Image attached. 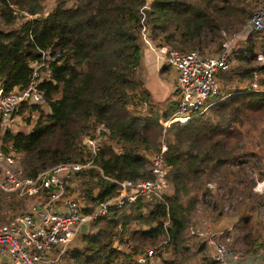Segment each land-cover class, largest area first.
I'll use <instances>...</instances> for the list:
<instances>
[{
	"label": "trees",
	"instance_id": "obj_1",
	"mask_svg": "<svg viewBox=\"0 0 264 264\" xmlns=\"http://www.w3.org/2000/svg\"><path fill=\"white\" fill-rule=\"evenodd\" d=\"M249 1L51 0L44 7L43 0H0L4 90L29 83L30 64L40 58L41 51L54 57L49 80L40 83L50 112H39L29 131L2 133L1 149L20 155L27 177L59 163H90L72 178L75 188L89 200L113 196L117 181L152 178L149 161L160 150L159 116H169L178 101L164 99L170 103L161 110L164 100L155 102L146 88L142 28L153 42L180 52H202V37L215 41L229 22L231 27L243 26L253 12ZM12 6L29 15L45 10L48 14L25 18L13 14ZM222 37L220 33L219 46ZM250 40L248 50L236 56L239 68L217 73L221 86L214 100L187 122L171 124L163 155L167 169L163 195L139 197L111 209L78 237L77 246L68 249L66 264H133L138 252L159 244L176 261L192 237L188 231L196 205H208L222 215L219 203L225 194L220 196L219 187L208 184L214 173H223L224 166L255 156L264 130V78L256 75L264 74V65H246ZM226 173L233 184L244 180L233 171ZM263 177L259 171L255 180ZM256 181H250L249 189ZM258 207L264 209V200ZM251 210L249 205L239 206L238 220L250 223ZM238 237L252 247L245 255H257L264 246L260 241L264 234L258 230ZM179 258L176 264L188 261ZM200 260L196 264H216L209 257Z\"/></svg>",
	"mask_w": 264,
	"mask_h": 264
},
{
	"label": "built area",
	"instance_id": "obj_2",
	"mask_svg": "<svg viewBox=\"0 0 264 264\" xmlns=\"http://www.w3.org/2000/svg\"><path fill=\"white\" fill-rule=\"evenodd\" d=\"M12 13L30 19L48 14L43 11L41 14L29 15L15 8ZM243 26L242 30L231 35H223L218 51L211 54L195 50L180 52L168 45L158 44L142 28L141 40L150 53L154 78L163 91L172 93L178 101L176 109L169 116H159L162 127L158 137L160 150L151 154L150 179L117 181L113 196L99 201L89 200L75 188L72 177L81 169L91 166L90 163H59L35 177H27L20 163V155L14 151L6 154L0 147V190L33 200L26 213L17 214L0 224V258L4 257L8 264H55L60 256L77 244L83 224L87 225L88 230L92 223L111 209L133 203L139 197H161L166 188L167 169L163 155L167 149L171 124L185 123L194 114L201 113L207 107L206 101L219 91L217 73L236 66L233 52L239 41L247 39L250 33L264 32V0H256V6ZM52 60L54 57L47 50L41 51L40 58L30 64L31 77L23 88L14 87L5 91L0 82L1 133L6 130L29 131L39 112H50L40 83L49 80ZM165 65L170 68L167 75L162 70ZM145 79L151 80L150 72L145 75ZM262 218L264 221V214ZM224 234L222 232L220 238L224 236L229 240ZM214 235L210 233L208 237L212 244V260L216 264L244 263L247 255L229 249ZM52 252L56 253V257L49 256ZM163 253L166 251L160 244L147 247L135 255L133 264L157 263L159 254ZM260 254L263 257L258 264H264V246Z\"/></svg>",
	"mask_w": 264,
	"mask_h": 264
},
{
	"label": "rangeland",
	"instance_id": "obj_3",
	"mask_svg": "<svg viewBox=\"0 0 264 264\" xmlns=\"http://www.w3.org/2000/svg\"><path fill=\"white\" fill-rule=\"evenodd\" d=\"M49 1L51 0H43V6L49 7ZM251 9H254L256 6V0H250L249 1ZM49 4V5H48ZM48 5V6H47ZM253 7V8H252ZM47 12V10H45ZM245 23V22H244ZM243 23V25H244ZM232 25L229 22V28L225 27L219 31V34L221 35H229L235 31L242 30L244 26L242 25H235L231 27ZM222 30L229 31L223 32ZM205 32H203V36L205 35ZM219 34L216 35L215 41H209V37H202V52L211 54L215 53L219 49ZM226 37V36H225ZM249 37L250 40V49L249 52L246 54L248 56V59L250 62H246V65L249 67L257 68L264 65V32L261 33H250ZM247 39H241L238 43V47L233 52V57L235 59V68H239V61L237 59V54H240L242 51H246L247 49ZM207 43L206 46H204V43ZM259 56H261L259 58ZM234 68V69H235ZM163 71H165V75H167L170 72V68L168 66H164ZM233 69H229L228 71H231ZM257 78H264V74L259 73L256 74ZM150 90H152L154 87V84H150L148 86ZM153 93V92H152ZM154 94V93H153ZM163 94L166 98L173 97L172 93H169L167 91H163ZM155 95V94H154ZM213 97L206 101V103L210 104L213 101ZM170 101L164 100L161 102V110H163V106H168ZM159 105V103H157ZM207 104V106H208ZM161 125V124H160ZM264 126V125H263ZM2 133L0 132V135ZM160 135V134H159ZM159 137V136H158ZM1 138V137H0ZM247 140H250L248 138ZM245 142H248V141ZM249 150L250 145H245ZM260 146L254 149L256 151L255 156L246 157L244 156L242 158V162L239 165H226L223 168H221V171L223 173H214L213 174V180H211L210 186L211 188H218V194L221 196L222 194L224 197V200L221 204V213L222 215H218L217 211H214L212 208H210L208 205L205 204H197L195 207L194 212L192 213V219H191V225L190 230L188 231L189 237H191L188 240V248L183 252V254H178V257L176 261L169 256V253H163L159 254L158 262H154L153 264H176L177 261H179V257H186L188 259L182 261L183 264H196L199 261H201V257H209L212 260V244L209 242L208 234L214 233L215 230L223 229L225 227H228L233 223L235 225L234 228L238 229V232L235 230V233H233V236L230 235V233H226V236L232 237V239L227 240L224 236L220 238L219 234H215L214 237L216 239H219L225 243L226 246H228L229 249H233L236 251H241L244 253H247L248 251L252 250V247L249 246V244L246 241L239 240V237L242 233L248 232L251 230L260 231L264 234V221H263V214L264 209H260L258 207V204H261L264 200V177L260 181H256L258 177V172L262 171L264 173V130H263V136L260 138ZM1 147V143H0ZM233 171L235 172L240 178H242V182L238 184H233V182H229V177L226 172ZM227 175V178L223 177V174ZM74 177V176H73ZM72 177V178H73ZM246 180V181H245ZM254 180L256 181L255 184L249 189L250 181ZM263 183V184H262ZM77 184V183H76ZM260 184H262L260 186ZM78 186V184H77ZM222 188V189H221ZM3 193V194H2ZM0 194V212L3 215V221H0V224L5 223L8 221L9 218L17 215L26 213L32 206L33 200L32 198H27L24 196H19L17 194H8L2 192ZM15 197V198H13ZM206 201H210L209 197H205ZM212 201V200H211ZM245 205H249L252 207V210L248 212V217L252 221L250 223L245 222L243 224L240 220L237 218V211L239 206L241 208L245 207ZM237 218L234 219V218ZM249 220V221H250ZM248 221V222H249ZM237 232V233H236ZM213 237V238H214ZM236 237V238H235ZM263 244L264 241L260 240ZM79 245V244H78ZM77 246V245H76ZM75 247V246H74ZM72 247V248H74ZM261 246H258L257 249L259 250ZM262 249V248H261ZM260 253V250L259 252ZM256 255V254H254ZM181 260V259H180ZM66 259L64 258L61 261V264H66ZM8 263V261H7Z\"/></svg>",
	"mask_w": 264,
	"mask_h": 264
},
{
	"label": "crops",
	"instance_id": "obj_4",
	"mask_svg": "<svg viewBox=\"0 0 264 264\" xmlns=\"http://www.w3.org/2000/svg\"><path fill=\"white\" fill-rule=\"evenodd\" d=\"M144 48V57H143V64H142V72H143V75L145 76L147 73H151V80L150 81H146V88H148V86L152 83L154 84V87L152 90H149L150 94H151V98L156 102V101H162L164 99H166V97L164 96L163 94V90L159 87V84L158 82L155 80L154 78V75H153V69H152V66H150V62H151V56H150V53L147 51L146 47L143 46ZM236 66H233L231 69H234ZM155 74V73H154ZM219 85L221 86V83L219 81ZM155 94H153V93ZM235 225H233V223H231V225H229L228 227H225L223 229H219V230H215L214 233L215 234H221L223 232L224 233H230L231 236H233V233H235V230L236 228H234ZM237 231V230H236ZM237 233V232H236ZM227 238L232 239V237L230 236H226ZM236 238V237H235ZM77 243H78V239H77ZM77 245V244H76ZM75 245V246H76ZM71 249V248H69ZM67 253V252H66ZM259 254V253H258ZM248 255H253V254H247ZM51 257H56V253L55 252H52L50 253ZM66 256V254H64L63 256H60V258L58 259V262H56L55 264H61V261L64 259V257ZM0 264H8L7 263V260L3 258H0Z\"/></svg>",
	"mask_w": 264,
	"mask_h": 264
},
{
	"label": "water",
	"instance_id": "obj_5",
	"mask_svg": "<svg viewBox=\"0 0 264 264\" xmlns=\"http://www.w3.org/2000/svg\"><path fill=\"white\" fill-rule=\"evenodd\" d=\"M150 3V0H147V4ZM85 143L88 144V140L85 139ZM81 233H86L87 232V225L83 224L80 228ZM262 254H257V255H248L243 264H258L259 261L262 259Z\"/></svg>",
	"mask_w": 264,
	"mask_h": 264
},
{
	"label": "bare ground",
	"instance_id": "obj_6",
	"mask_svg": "<svg viewBox=\"0 0 264 264\" xmlns=\"http://www.w3.org/2000/svg\"><path fill=\"white\" fill-rule=\"evenodd\" d=\"M263 184V183H262ZM262 184H260V186L262 185ZM264 187V186H263Z\"/></svg>",
	"mask_w": 264,
	"mask_h": 264
}]
</instances>
